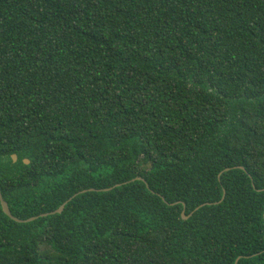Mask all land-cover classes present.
<instances>
[{
	"label": "trees",
	"instance_id": "1",
	"mask_svg": "<svg viewBox=\"0 0 264 264\" xmlns=\"http://www.w3.org/2000/svg\"><path fill=\"white\" fill-rule=\"evenodd\" d=\"M0 193V264H264V0H0Z\"/></svg>",
	"mask_w": 264,
	"mask_h": 264
},
{
	"label": "water",
	"instance_id": "2",
	"mask_svg": "<svg viewBox=\"0 0 264 264\" xmlns=\"http://www.w3.org/2000/svg\"><path fill=\"white\" fill-rule=\"evenodd\" d=\"M11 157H12L13 162H15V160H16V156H15V155H12ZM23 162H24V163H28L27 160H24ZM238 168L241 169V170H243L242 167H238ZM228 169H229V168L225 169L224 171H227ZM135 180L143 181V179L140 178V177L135 178ZM119 185H120V184H117L116 186H119ZM110 189H111V188H108V189H100V190H97V191H108V190H110ZM86 191H96V190H95V189H88V190H83V191H81V192H79V193H84V192H86ZM223 198H224V194L222 195V198H221L220 201H222ZM70 199H71V198H69V200H70ZM220 201H219V202H220ZM219 202H215V203H213V204H218ZM65 203H66V202H65ZM65 203L62 204V205H60L57 209H55V210L52 211V212H49V213H42V214H40V215H38V216H34V217H31V218H28V219H25V220H21V219H18V218H16V217H14V216L11 215V213H10V211H9V208H8V205H7V203L3 200L2 196H1V193H0V206H1V209H2L3 214H5L9 219H11L12 221L17 222V223H27V222H31V221H33L34 219H37L38 217H45V216H48V215L59 214V213L63 210V207H64ZM210 204H212V203H205V204H202V205L196 207L195 210L199 209L201 206H204V205H210ZM170 205H173V204H170ZM183 208H184V205H183ZM183 211H184V210H183ZM183 211L181 212V218H182L183 220H186V219L188 218V216H185ZM237 260H238V259H237Z\"/></svg>",
	"mask_w": 264,
	"mask_h": 264
},
{
	"label": "flooded vegetation",
	"instance_id": "3",
	"mask_svg": "<svg viewBox=\"0 0 264 264\" xmlns=\"http://www.w3.org/2000/svg\"><path fill=\"white\" fill-rule=\"evenodd\" d=\"M1 207V206H0Z\"/></svg>",
	"mask_w": 264,
	"mask_h": 264
}]
</instances>
